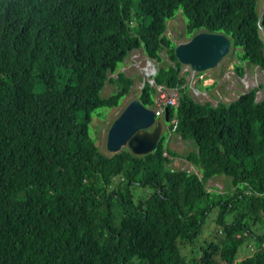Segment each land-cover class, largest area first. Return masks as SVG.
Wrapping results in <instances>:
<instances>
[{"label": "trees", "instance_id": "1", "mask_svg": "<svg viewBox=\"0 0 264 264\" xmlns=\"http://www.w3.org/2000/svg\"><path fill=\"white\" fill-rule=\"evenodd\" d=\"M256 2L0 0V264H264V97L195 101L166 33L181 11L186 38L222 33L240 48L238 74L264 69ZM135 49L157 63L140 102L154 108L158 85L177 91L184 154L164 135L145 155H108L90 135L94 111L130 92L131 77L110 74ZM179 156L198 172L170 166ZM217 177L223 192L207 188Z\"/></svg>", "mask_w": 264, "mask_h": 264}, {"label": "rangeland", "instance_id": "2", "mask_svg": "<svg viewBox=\"0 0 264 264\" xmlns=\"http://www.w3.org/2000/svg\"><path fill=\"white\" fill-rule=\"evenodd\" d=\"M264 0H257L256 9L261 11ZM185 18L181 11L176 12V15L167 20V30L166 33L169 35L172 42L176 45L187 41L185 32ZM263 34V30H260ZM239 51L240 48H237ZM163 61L169 62L166 54L161 51ZM128 55V54H127ZM144 53L139 50L132 51L123 62H120L115 70V73L110 74L115 77L118 72H123L127 77H131L133 83L131 85L130 92L121 98L118 106L108 109L107 108H97L93 113V121L90 125V135L95 140L99 150L103 153L109 154V151L105 148L106 136L103 134V129L109 125L113 117L117 116L124 106L132 99H136L141 89L144 81H149L150 78L146 75V69L156 71L157 63L155 60H146ZM156 63V64H155ZM235 63H239L238 58L235 54L225 55L222 57L220 62L216 67L212 69L205 70L203 72L197 73L189 69L188 66L183 65L182 72L189 70V74L186 77L188 84V93L197 102H210L213 105L218 102L228 103L238 97L239 94L247 92L251 88H256V101L261 100L264 97V69L257 66H251L248 63H241L243 74L240 75L235 70ZM106 86V85H105ZM103 87L101 90V95L107 97L112 90L116 89L115 85H108ZM106 88V91H105ZM112 91V92H111ZM166 93H177L175 89H165ZM153 108V106H151ZM83 117V112H79L77 120L80 121ZM109 127V126H108ZM166 135L165 142L172 150H176L179 153H186L190 149H193L188 141H182L178 134L168 133ZM174 168H186L193 170L191 164L181 157H176V162H172L171 165ZM197 171V170H196ZM229 178L217 177L212 178L207 181V188L223 192L227 189V180ZM136 198L145 197L148 192L152 189L148 186L141 188L135 187ZM213 224L202 230V236L207 237L209 235V230L213 229ZM202 241V239H201ZM244 255V253H243Z\"/></svg>", "mask_w": 264, "mask_h": 264}, {"label": "water", "instance_id": "3", "mask_svg": "<svg viewBox=\"0 0 264 264\" xmlns=\"http://www.w3.org/2000/svg\"><path fill=\"white\" fill-rule=\"evenodd\" d=\"M227 36L199 29L187 41L176 44L174 56L193 72H203L216 67L222 57L232 55ZM169 122V108L164 107L163 120L155 118L154 111L139 99H132L110 124L106 135L107 150L113 154L127 147L134 155L154 151L163 134V123Z\"/></svg>", "mask_w": 264, "mask_h": 264}, {"label": "clouds", "instance_id": "4", "mask_svg": "<svg viewBox=\"0 0 264 264\" xmlns=\"http://www.w3.org/2000/svg\"><path fill=\"white\" fill-rule=\"evenodd\" d=\"M201 30H204V29H201ZM197 31H198V30H197ZM168 36H169V35H168ZM190 36H191V35H190ZM190 36H189V37H190ZM189 37H187L186 39L188 40ZM169 38H170V37H169ZM170 39H171V38H170ZM171 40H172V39H171ZM175 46H176V45H175ZM174 48H175V47H174ZM135 50H139V49H135ZM236 50H237V48L235 47V51H236ZM132 51H134V50H132ZM132 51H131V52H132ZM131 52H130V53H131ZM130 53H129V54H130ZM129 54H128V55H129ZM234 54H235V52H234ZM128 55H127V56H128ZM127 56H126V57H127ZM145 56H146V55H145ZM126 57H125V58H126ZM146 57H147V56H146ZM124 60H125V59H124ZM124 60H123V61H124ZM146 60H147V62L149 63V61H150L151 59H149V58L147 57ZM148 60H149V61H148ZM123 61H122V62H123ZM155 64H156V63H155ZM186 66H187V65H186ZM182 67H183V65H182ZM188 67H189V66H188ZM189 69H190V67H189ZM156 70H157V68H156ZM190 70H191V69H190ZM186 71H188V74H189L190 71H189V70H185L184 72H186ZM191 71H192V70H191ZM155 73H156V71L153 72L152 70H148V69H146V75L150 78V82H149V81H144V82H143V85H144L145 82H148L149 84L152 85L153 82H154V81H153V76L155 75ZM197 73H200V72H197ZM143 85H142V86H143ZM141 88H142V87H141ZM165 89H167V88L162 87V86H159V85L156 86V94H155V97H154V103H155V106H154V108H151V107H148V106H147L148 108H150V109H152V110L154 111L155 118H159V119H161V120H163V116H164V107H166V106L163 107V113H162L161 115L156 114V109H157L156 98H157L158 95H159V91H160V90L165 91ZM130 90H131V88H130ZM139 91H140V90H139ZM165 92H166V91H165ZM170 94H175L176 97H177V93H176V92H175V93H169L168 95H170ZM136 99H138V98H136ZM130 101H131V100H130ZM130 101H129V102H130ZM129 102H128V103H129ZM128 103H127V104H128ZM127 104H126V105H127ZM126 105H125V106H126ZM125 106H124V107H125ZM169 106H172V105H167L168 108H169ZM176 106H177V105H176ZM174 107H175V106H174ZM112 108H113V107H112ZM105 111H108V109H106ZM118 115H119V114H118ZM118 115H117V116H118ZM117 116H116V117H117ZM174 118H176V116H172V117H170V112H169V122H168V123H163L164 131H163V134L161 135V137L164 136V135L167 134V133H168L169 135H171V133H174V131H175L176 128H177V124H178V119L176 118V119H177V124H176V127L173 128V124L171 123V121H172ZM112 121H113V120H112ZM111 123H112V122H111ZM111 123H110V124H111ZM109 126H110V125H109ZM108 128H109V127H108ZM107 130H108V129H107ZM174 134H176V133H174ZM106 135H107V132H106ZM106 135H105V136H106ZM161 137H160V139H161ZM159 141H160V140H159ZM158 143H159V142H158ZM105 148L107 149V147H106V143H105ZM123 148H127V147H123ZM102 153H103V152H102ZM104 154H106V153H104ZM110 154H111V153L109 152L108 155H110ZM181 154H182V153H181ZM179 157H180V156H179ZM175 158H176V157H175ZM175 158H174V159H175ZM181 158H184V157H181ZM184 159H185V158H184ZM186 160H187V159H186ZM187 161H188V160H187ZM172 162H173V161H172ZM170 165H171V164H170ZM191 166H192V164H191ZM192 168H193L192 171L198 172V171H196V169H194L193 166H192ZM181 169H186V168H181ZM187 170L190 171L191 169H187Z\"/></svg>", "mask_w": 264, "mask_h": 264}, {"label": "built area", "instance_id": "5", "mask_svg": "<svg viewBox=\"0 0 264 264\" xmlns=\"http://www.w3.org/2000/svg\"><path fill=\"white\" fill-rule=\"evenodd\" d=\"M156 114L161 115L163 113V107L167 105L176 106L177 105V97L175 94L168 95L165 91L160 90L159 95L156 98ZM171 123L173 124V128L176 127L177 119L174 118Z\"/></svg>", "mask_w": 264, "mask_h": 264}, {"label": "crops", "instance_id": "6", "mask_svg": "<svg viewBox=\"0 0 264 264\" xmlns=\"http://www.w3.org/2000/svg\"><path fill=\"white\" fill-rule=\"evenodd\" d=\"M126 59V58H125ZM108 86V84L105 86V87H107ZM105 91H106V88H105ZM116 118V116L115 117H113V119L112 120H114ZM112 120L110 121V123L112 122ZM110 123H109V125H110ZM108 125V126H109ZM108 126H106L105 127V130L103 129V134L104 135H106V132H107V129H108ZM183 161H184V158H181ZM186 160V159H185ZM187 161V160H186ZM173 162L175 163L176 162V158L175 159H173ZM189 162V161H188ZM190 163V162H189ZM191 164V163H190Z\"/></svg>", "mask_w": 264, "mask_h": 264}]
</instances>
